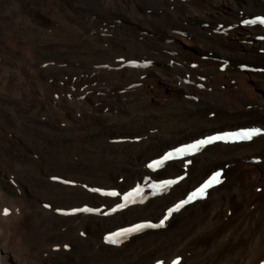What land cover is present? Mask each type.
I'll return each mask as SVG.
<instances>
[{
    "label": "bare ground",
    "instance_id": "bare-ground-1",
    "mask_svg": "<svg viewBox=\"0 0 264 264\" xmlns=\"http://www.w3.org/2000/svg\"><path fill=\"white\" fill-rule=\"evenodd\" d=\"M21 1L48 36L15 44L8 38L19 33L15 26H0V52L33 85L32 92L18 85L17 103L0 102V264H170L178 256L180 264L264 261V40L255 39L264 30L240 25L264 15V0ZM181 42L198 54H183ZM120 59L137 66L121 68ZM251 125L259 135L248 143L208 146L154 175L145 168L178 144ZM257 155L258 166L245 164ZM223 161L225 181L164 229L119 248L103 243L107 232L159 219ZM182 172L187 177L167 195L109 217L55 212L118 202L92 188L125 191L143 177ZM59 176L73 186L52 182Z\"/></svg>",
    "mask_w": 264,
    "mask_h": 264
},
{
    "label": "rangeland",
    "instance_id": "rangeland-1",
    "mask_svg": "<svg viewBox=\"0 0 264 264\" xmlns=\"http://www.w3.org/2000/svg\"><path fill=\"white\" fill-rule=\"evenodd\" d=\"M11 1V2H10ZM183 1H187V0H183ZM6 2V3H5ZM10 2V3H9ZM13 2V3H12ZM3 3H5V5H3ZM8 3V4H7ZM7 4V5H6ZM18 4V5H17ZM22 4V5H21ZM19 6V7H18ZM0 26H1V24L3 25V24H5L6 23V25H7V23H8V25H11V26H15V28L18 30V32L19 33H17V34H13V35H11V36H8V38H9V40L12 42L13 41V43H15V44H18V43H20V42H18V41H21L22 39H24L26 42L28 41V43L30 42L29 41V39H31V38H40V39H45L47 36H48V32L47 31H45L43 28H40L36 23H34L31 19H30V17H29V14H28V12L26 11V9H25V7H24V5H23V3H22V1L21 0H0ZM9 7V8H8ZM11 10V11H10ZM26 11V12H25ZM3 12V13H2ZM6 13V14H5ZM21 16V17H20ZM26 17V18H25ZM28 17V18H27ZM9 18V19H8ZM6 19V20H5ZM13 20V21H12ZM15 20V21H14ZM26 20V21H25ZM5 21V22H4ZM30 21V22H29ZM2 22V23H1ZM27 22H29V23H27ZM27 23V24H26ZM16 24V25H15ZM20 25V26H19ZM24 25V26H23ZM30 25V26H29ZM17 26V27H16ZM21 26H23V27H21ZM29 26V27H28ZM36 27V28H35ZM31 28V29H30ZM36 30H35V29ZM22 30V31H21ZM30 31V32H29ZM39 31H41V32H39ZM184 31V30H183ZM46 32V33H45ZM22 33V34H21ZM30 33V34H29ZM41 33V34H40ZM20 34V35H19ZM32 34H33V36H32ZM15 35V36H14ZM29 35V36H28ZM36 35V36H35ZM25 38H24V37ZM40 36V37H39ZM17 37V38H16ZM22 37V38H21ZM21 38V39H20ZM28 38V39H27ZM181 50L183 51V54H186V55H197L198 54V52H197V49L195 48V47H193V46H191V45H188L187 43H182L181 42ZM5 56H9L8 54L6 55V54H2L1 52H0V82H1V84H0V94H1V96H0V102H4V103H6V104H8V103H13V104H15V103H17L18 102V98L17 97H19V94H20V87H23L24 86V88H26L27 89V91L29 92V90H31V92H32V89H29V88H31L33 85L31 84V83H29V82H27L26 81V79L23 77V75L21 74V71L19 70V67H18V65L15 63V62H10L7 58H5ZM7 59V60H6ZM208 60L207 61H211V60H213V58L212 57H208L207 58ZM203 60V59H202ZM6 62V63H5ZM4 63V64H3ZM8 63V64H7ZM122 64H124L125 63V61L124 62H121ZM121 64V65H122ZM8 65V66H7ZM8 68H6V67ZM5 67V68H4ZM10 67V68H9ZM196 67V65L195 64H193V69ZM126 68H129V67H126ZM221 68L222 67H219V71L221 70ZM256 68V67H255ZM5 69V70H4ZM15 69V70H14ZM260 69V68H259ZM4 70V71H3ZM262 70V69H261ZM7 72V73H4V72ZM10 73H9V72ZM14 71V72H13ZM223 72V70H221L220 72H219V74H218V76L219 77H221L220 75V73H222ZM3 75H2V74ZM17 73H19V74H17ZM248 73V72H247ZM250 73H254V74H261V71L260 72H250ZM6 74V75H5ZM13 76V77H12ZM16 76H18V77H16ZM3 77V78H2ZM8 78V79H7ZM21 79V80H20ZM1 80H3V81H1ZM6 80H8V81H6ZM17 80H19V81H17ZM3 82V83H2ZM19 82V83H18ZM26 82V83H25ZM242 82H243V84L244 85H246L249 89H251V91H252V94L254 95V96H262V94H263V92L260 90V89H257V87H256V85L254 84V82L253 81H251V80H249V79H246V78H243V80H242ZM5 83V84H4ZM8 83H9V85H8ZM14 83H16V84H14ZM18 83V84H17ZM3 84H4V86H3ZM21 86H20V85ZM20 87H19V86ZM31 85V86H30ZM28 86V87H27ZM6 87V88H5ZM8 87V88H7ZM16 87V88H15ZM18 88V89H17ZM3 90L4 91H6V92H4V93H2L3 92ZM15 93H14V92ZM17 92V93H16ZM15 94V96H14V94ZM25 93V92H24ZM23 93V95H24V97L25 98H27L28 99V95H26L25 96V94ZM261 93V94H260ZM4 94H7V96L6 95H4ZM12 94V95H11ZM9 95V96H8ZM1 97H2V99H1ZM9 97H12V98H14L13 100H12V98H9ZM6 99V100H5ZM10 99V100H9ZM17 101H16V100ZM5 100V101H4ZM8 102V103H7ZM212 112V111H211ZM254 123H257V122H254ZM252 126H254V125H252ZM231 129H234V128H231ZM258 157L257 158H259V159H261L262 160V158H261V156H259V155H257ZM224 162H227V161H223L222 163H221V165H220V167L219 168H223L224 167ZM246 165H248V166H258L260 163H258V164H254V163H251L250 162V159H249V161H247L246 163H245ZM179 174V173H178ZM60 178H63V179H66L65 177H63V176H59ZM227 178V177H226ZM251 179H252V177H250V175H249V177H248V181L250 182L251 181ZM122 180V179H121ZM120 180V181H121ZM118 182V183H121V182ZM262 184V183H261ZM99 188H103V187H99ZM262 190H263V187H253L252 188V192L253 193H256V194H260L261 192H262ZM48 205V204H47ZM253 205V204H252ZM251 205V206H252ZM44 207V206H43ZM45 209H47V208H45ZM248 212H251V210H250V207L248 208ZM228 216L230 215V214H227ZM66 251H68V250H66ZM32 263H33V261H32ZM31 263V261L29 262H27L26 264H32Z\"/></svg>",
    "mask_w": 264,
    "mask_h": 264
},
{
    "label": "snow or ice",
    "instance_id": "snow-or-ice-1",
    "mask_svg": "<svg viewBox=\"0 0 264 264\" xmlns=\"http://www.w3.org/2000/svg\"><path fill=\"white\" fill-rule=\"evenodd\" d=\"M217 182H218V178H217ZM202 191H203V190H201V194H202ZM4 214H6V215L8 214V210H7V209H5V213H4ZM162 223H163V222H162ZM120 235H123V233H118V234H117V236H120ZM109 239H111L113 243L116 242V240L113 239V238H111V237H110Z\"/></svg>",
    "mask_w": 264,
    "mask_h": 264
}]
</instances>
